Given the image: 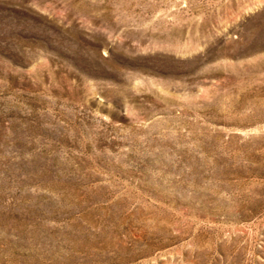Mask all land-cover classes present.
Listing matches in <instances>:
<instances>
[{
    "label": "rangeland",
    "instance_id": "374dc122",
    "mask_svg": "<svg viewBox=\"0 0 264 264\" xmlns=\"http://www.w3.org/2000/svg\"><path fill=\"white\" fill-rule=\"evenodd\" d=\"M0 264H264V0H0Z\"/></svg>",
    "mask_w": 264,
    "mask_h": 264
}]
</instances>
